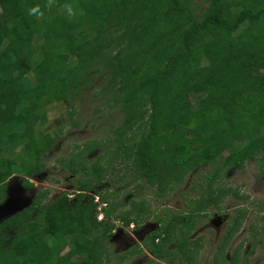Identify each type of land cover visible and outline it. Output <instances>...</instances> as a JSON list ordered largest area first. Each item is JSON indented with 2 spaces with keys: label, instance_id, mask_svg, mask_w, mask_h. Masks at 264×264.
<instances>
[{
  "label": "trees",
  "instance_id": "trees-1",
  "mask_svg": "<svg viewBox=\"0 0 264 264\" xmlns=\"http://www.w3.org/2000/svg\"><path fill=\"white\" fill-rule=\"evenodd\" d=\"M104 72L96 93L109 94L108 106L123 115L117 144L89 167L85 152L101 143L78 146L67 164L85 176L73 197L47 199L41 189L2 218L0 264H111L113 219L138 226L149 209L141 200L114 217L108 205L98 219L99 202L87 192L116 171L114 160L130 163L158 196L196 168L214 169L188 211L160 217L143 242L153 260L199 264L200 238L188 236L197 218L229 192L239 195L220 173L258 152L264 168V0H208L200 16L191 0H0V204L11 175L23 174L30 187L45 167L42 156L62 130L40 129L49 107L68 104L71 119L77 96ZM192 92L203 94L192 102ZM244 214L229 225L214 264H238L241 245L229 257L225 246ZM134 251L143 248L120 261Z\"/></svg>",
  "mask_w": 264,
  "mask_h": 264
},
{
  "label": "rangeland",
  "instance_id": "rangeland-1",
  "mask_svg": "<svg viewBox=\"0 0 264 264\" xmlns=\"http://www.w3.org/2000/svg\"><path fill=\"white\" fill-rule=\"evenodd\" d=\"M191 1L195 12L199 16L202 15L208 0ZM91 81L92 84L74 101L76 111L71 119L68 113L71 108L68 104L61 102L49 107L48 120L40 129L52 132L62 127V130L54 134L53 149L42 156L46 164L43 170L29 178L30 187L23 184L24 175L21 173H14L8 178L5 199H13L15 207L29 203L41 189H48L47 199L63 192L71 194L78 179L85 176L80 173L72 174L67 164L78 146L83 147L95 141L101 143L90 151L86 150L84 157L89 167L105 152L108 144L113 143L112 147L117 144L116 130L123 115L119 108L108 106L106 100L109 94L96 93L97 89L107 82L106 72L97 73ZM202 94V92H192L190 99L194 102ZM256 156V160L247 161L242 169L231 168L225 173H220L221 181L236 189L239 195L229 192L219 203L218 208L209 206L206 214L197 218L196 225L188 236L192 239L200 238L202 246L198 254L199 264H214L215 258L221 257L218 254L219 246L226 240L227 229L235 217L243 211L245 216L242 218L239 230L233 233L225 246L226 257L241 245L238 264H264V168L260 166L261 153L258 152ZM114 161H116V171L111 170L107 177L96 185L95 190L87 193H99L98 207L101 205L102 196L107 198L109 207L114 205L111 214L114 217L120 211L131 208L134 202L141 200H145L149 209L141 219L138 233L133 236L135 239L133 243L125 242L131 240L128 237L123 240H111L108 245L112 255L111 264H172L169 260H148L151 255L149 252L144 254L143 247V253L134 251L122 262L120 257L124 253L128 255L135 248L136 243L140 245V236L149 234L154 227L157 228L160 217H170L173 212L183 213L184 210L187 212V203L202 193L206 185V174L214 169L207 166L196 168L190 171L183 182L177 184L170 193L158 196L155 186H150L143 178L137 176L135 170L126 166L130 163ZM115 178L121 179L115 181ZM4 216V212L0 209V221ZM144 223H148L147 227L142 226Z\"/></svg>",
  "mask_w": 264,
  "mask_h": 264
},
{
  "label": "flooded vegetation",
  "instance_id": "flooded-vegetation-1",
  "mask_svg": "<svg viewBox=\"0 0 264 264\" xmlns=\"http://www.w3.org/2000/svg\"><path fill=\"white\" fill-rule=\"evenodd\" d=\"M88 195H93V194H88ZM68 196L69 197H73V194L71 193V194H68ZM105 203H106V205L104 206V207H106V206H108L109 204L107 203V201H105ZM113 221H119V220H113ZM160 223L161 222H157V225H158V227L157 228H159V226H160ZM130 224H132L131 226H130ZM130 224H124L123 223V227H122V229H116L115 231H114V236H113V238H112V240L113 239H118V240H123L125 237H128V238H130L131 240H129V241H125L126 243H133L134 241H135V239H134V237L133 236H135L134 234H137L138 233V226L140 225V223H139V225L137 226L135 223H130ZM147 225H148V223L146 224V223H144L142 226L143 227H147ZM156 227H154L153 228V230L148 234V233H145V234H142L143 236H140V245L143 247V242H144V240H147L152 234H153V232L157 229ZM115 229V228H114ZM141 229V228H140ZM137 244V243H136ZM139 244V243H138ZM144 248V254H145V252H149L150 253V255H151V257H148L147 259L148 260H151V259H154V257H153V255H152V253L149 251V250H147L145 247H143Z\"/></svg>",
  "mask_w": 264,
  "mask_h": 264
},
{
  "label": "water",
  "instance_id": "water-1",
  "mask_svg": "<svg viewBox=\"0 0 264 264\" xmlns=\"http://www.w3.org/2000/svg\"><path fill=\"white\" fill-rule=\"evenodd\" d=\"M33 197H32V199H33ZM32 199L26 205L20 206V207L17 208V207L14 206L15 204H13V202H12L13 199L7 198V199H5V201H3L0 204V209L4 212V215H5L4 217H7V216H10V215L14 214L15 212L21 210L22 208L28 206L31 203ZM11 207H13V208H11Z\"/></svg>",
  "mask_w": 264,
  "mask_h": 264
},
{
  "label": "built area",
  "instance_id": "built-area-1",
  "mask_svg": "<svg viewBox=\"0 0 264 264\" xmlns=\"http://www.w3.org/2000/svg\"><path fill=\"white\" fill-rule=\"evenodd\" d=\"M95 201L99 202V195L95 194ZM106 205L105 202H101V205L98 207L99 209V213H98V219H102L104 217V213L102 211V208ZM115 222V229L114 231L117 229H122L123 227V223L119 222V221H114ZM132 224H130L131 226Z\"/></svg>",
  "mask_w": 264,
  "mask_h": 264
},
{
  "label": "clouds",
  "instance_id": "clouds-1",
  "mask_svg": "<svg viewBox=\"0 0 264 264\" xmlns=\"http://www.w3.org/2000/svg\"><path fill=\"white\" fill-rule=\"evenodd\" d=\"M97 202V201H96ZM99 213V212H98Z\"/></svg>",
  "mask_w": 264,
  "mask_h": 264
}]
</instances>
